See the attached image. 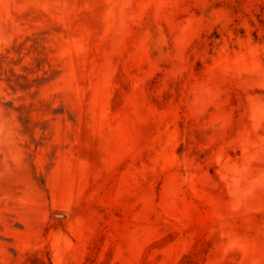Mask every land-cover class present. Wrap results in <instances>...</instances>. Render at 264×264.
I'll return each instance as SVG.
<instances>
[{"label":"rangeland","instance_id":"1","mask_svg":"<svg viewBox=\"0 0 264 264\" xmlns=\"http://www.w3.org/2000/svg\"><path fill=\"white\" fill-rule=\"evenodd\" d=\"M0 264H264V0H0Z\"/></svg>","mask_w":264,"mask_h":264}]
</instances>
